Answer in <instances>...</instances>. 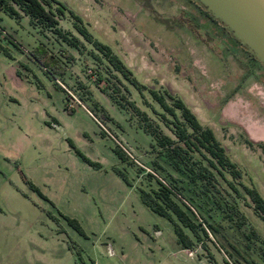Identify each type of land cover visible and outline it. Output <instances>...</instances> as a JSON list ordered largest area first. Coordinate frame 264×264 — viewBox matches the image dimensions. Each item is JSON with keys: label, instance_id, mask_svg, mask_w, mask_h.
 <instances>
[{"label": "rangeland", "instance_id": "1", "mask_svg": "<svg viewBox=\"0 0 264 264\" xmlns=\"http://www.w3.org/2000/svg\"><path fill=\"white\" fill-rule=\"evenodd\" d=\"M62 1L131 76L181 96L264 197V72L198 25L186 0ZM69 18L58 25L77 34ZM87 51L0 12V264H264V221L249 198L153 144L128 101L151 116L145 101L157 103ZM153 172L215 225L212 241L201 233L183 248L174 223L143 203Z\"/></svg>", "mask_w": 264, "mask_h": 264}, {"label": "trees", "instance_id": "2", "mask_svg": "<svg viewBox=\"0 0 264 264\" xmlns=\"http://www.w3.org/2000/svg\"><path fill=\"white\" fill-rule=\"evenodd\" d=\"M193 1L202 7L200 10L203 12V18L207 16L214 22L220 24L221 28L225 29L237 44L244 46L248 53L252 55V58L262 64L254 53L223 22L216 18L198 1ZM1 11H4L9 16L15 17L23 12L29 15L33 23L48 27L69 45L75 46L79 50L85 48L86 44H89V51L87 52H89L92 58L104 63L106 60L108 69H112L118 74H121L143 98H145L144 90H147L152 100L159 106L158 109L147 100L145 101L150 106L151 111L154 112L153 116L146 110L140 108L134 100L131 99L128 102L132 110L138 115L142 129L153 137V144L165 150L169 157L183 155L193 157L195 162L200 163L199 173L202 176H206L208 179L213 177L217 180L224 181L235 192L238 198L241 197L244 199L248 197L249 199L244 201L245 205L251 204L254 212L264 221V197L255 186L245 184L241 180L242 174L240 168L230 158L225 147L216 138L212 128L201 123L181 96L171 93L166 88L159 90L153 86H147L145 83L138 81L134 76H131V69L119 55L111 49L108 43L95 37L82 19V16L68 7L64 1L0 0ZM66 12L77 34L65 31L58 25L59 19L65 17ZM204 20V23L200 21H197V23L198 25L204 24L203 26L210 32L211 28L209 29V27H212L209 22L210 20ZM212 29L214 30L213 27ZM215 32L218 34L220 30L217 29ZM256 61L254 62V70L257 69ZM112 74L117 77L115 73ZM113 99L116 103L122 104L116 98ZM248 142L251 141L249 140ZM116 151L122 159L127 157L124 150L118 145ZM148 174L153 176L150 172ZM155 180L157 182L156 187L150 190L140 188L141 200L151 210L161 216L169 218L174 223L177 241L181 246L192 249L196 245V242L201 239V233L212 241L213 239L210 238L209 232L213 234L216 231L215 225L206 223L202 218L198 220L196 217L197 214L195 213V215L185 199L180 197L181 194L173 183H169L171 187H168L158 177ZM184 227L188 228L191 234ZM202 246L205 247L206 244L203 242ZM247 261H249V264H254L252 260L247 259ZM226 263L229 264L228 261Z\"/></svg>", "mask_w": 264, "mask_h": 264}, {"label": "water", "instance_id": "3", "mask_svg": "<svg viewBox=\"0 0 264 264\" xmlns=\"http://www.w3.org/2000/svg\"><path fill=\"white\" fill-rule=\"evenodd\" d=\"M264 65V0H196Z\"/></svg>", "mask_w": 264, "mask_h": 264}, {"label": "flooded vegetation", "instance_id": "4", "mask_svg": "<svg viewBox=\"0 0 264 264\" xmlns=\"http://www.w3.org/2000/svg\"><path fill=\"white\" fill-rule=\"evenodd\" d=\"M186 1L189 4L194 5V7L197 8V10L200 12V14L203 15V12H201V10H200V9H202V7L199 4H197V2H195L193 0H186ZM204 19H209L210 20L209 21L210 25L214 28L215 31L217 29L220 30V32L218 34L219 35H223L225 37L226 43L230 46L229 48L232 49V51H234V52L240 51V52L243 53V55H244V63L248 67H250V68L254 67V62L256 60H254V58H252V55L248 53L247 49L244 46H242L240 44H237L235 42V40L232 38V36H230L225 29L221 28L220 24H218L217 22H214L213 20H211L207 16H205ZM204 22H205V20H204ZM256 67L261 72H264V65L260 64L258 61H256Z\"/></svg>", "mask_w": 264, "mask_h": 264}, {"label": "built area", "instance_id": "5", "mask_svg": "<svg viewBox=\"0 0 264 264\" xmlns=\"http://www.w3.org/2000/svg\"><path fill=\"white\" fill-rule=\"evenodd\" d=\"M124 148V147H123ZM125 149V148H124ZM126 150V149H125ZM129 155L131 153L127 152ZM154 173V172H153ZM155 174V173H154ZM156 175V174H155ZM157 176V175H156ZM163 183H165L168 187H171L169 182L167 180H165L164 178L160 177V176H157Z\"/></svg>", "mask_w": 264, "mask_h": 264}]
</instances>
